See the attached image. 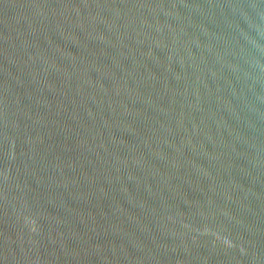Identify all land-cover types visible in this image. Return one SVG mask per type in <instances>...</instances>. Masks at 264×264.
<instances>
[{
	"label": "water",
	"instance_id": "1",
	"mask_svg": "<svg viewBox=\"0 0 264 264\" xmlns=\"http://www.w3.org/2000/svg\"><path fill=\"white\" fill-rule=\"evenodd\" d=\"M0 264H264V0H0Z\"/></svg>",
	"mask_w": 264,
	"mask_h": 264
}]
</instances>
